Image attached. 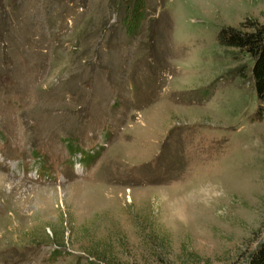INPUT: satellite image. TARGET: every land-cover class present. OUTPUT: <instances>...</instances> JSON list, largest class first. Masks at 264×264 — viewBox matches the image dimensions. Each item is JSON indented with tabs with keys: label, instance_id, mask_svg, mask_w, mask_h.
I'll use <instances>...</instances> for the list:
<instances>
[{
	"label": "rangeland",
	"instance_id": "1",
	"mask_svg": "<svg viewBox=\"0 0 264 264\" xmlns=\"http://www.w3.org/2000/svg\"><path fill=\"white\" fill-rule=\"evenodd\" d=\"M264 0H0V264H244L264 100L222 27Z\"/></svg>",
	"mask_w": 264,
	"mask_h": 264
},
{
	"label": "trees",
	"instance_id": "2",
	"mask_svg": "<svg viewBox=\"0 0 264 264\" xmlns=\"http://www.w3.org/2000/svg\"><path fill=\"white\" fill-rule=\"evenodd\" d=\"M264 15V13H263ZM221 46L243 52L251 59L250 75L258 100L257 116L260 115L264 100V21L245 18L238 27H222L217 33ZM244 264H264V236L247 255Z\"/></svg>",
	"mask_w": 264,
	"mask_h": 264
}]
</instances>
